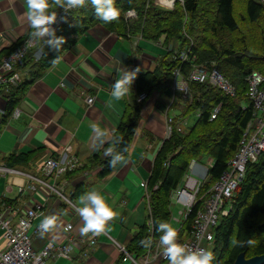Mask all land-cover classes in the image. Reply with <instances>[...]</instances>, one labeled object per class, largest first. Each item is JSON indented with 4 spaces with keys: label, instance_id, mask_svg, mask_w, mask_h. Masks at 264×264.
I'll list each match as a JSON object with an SVG mask.
<instances>
[{
    "label": "crops",
    "instance_id": "crops-1",
    "mask_svg": "<svg viewBox=\"0 0 264 264\" xmlns=\"http://www.w3.org/2000/svg\"><path fill=\"white\" fill-rule=\"evenodd\" d=\"M26 11L25 0H0V58L33 31ZM62 30L56 33L57 37L73 38L74 41L70 47H64L51 65L39 72L20 95L14 107L19 109V116L6 115L5 94L8 91L1 92L0 166L18 173L0 171V211L15 220L24 208L41 202L42 215L37 221L41 223L45 216H57V224L49 231V236L64 241L67 236L81 235L80 197L93 190L100 191L117 215L106 224L105 233H89L97 244L86 247V258L76 256L71 264L76 261L122 264L115 243L129 245L139 227L148 221V190L140 183H147L154 157L169 136L167 119L172 118L184 129L190 125L189 117L195 118L197 113L184 115L186 99L174 88L173 81L164 88H155L142 102L127 155L114 171L99 176L101 164L93 165L90 159L95 154H100L102 160L109 155L106 153L111 149L110 142L117 126L127 107L134 102L136 78L153 72L176 43L166 40L165 35L158 39L124 36L100 23L82 33ZM50 49L46 44L41 45L35 55L38 57ZM136 69L138 72L131 92L120 101L113 100L110 95L112 84L121 73ZM22 73L24 77V69ZM87 97H93L92 103L87 102ZM10 155L28 157L24 159L26 161L10 165L6 162ZM71 156L77 158L80 166L53 178L71 202L69 204L50 193L36 179L47 178L42 172L47 158L66 160ZM67 223L74 227L69 235L63 230ZM45 240L46 235L34 234L35 249ZM81 248L84 250L85 244ZM48 264L62 262L49 260Z\"/></svg>",
    "mask_w": 264,
    "mask_h": 264
},
{
    "label": "trees",
    "instance_id": "trees-1",
    "mask_svg": "<svg viewBox=\"0 0 264 264\" xmlns=\"http://www.w3.org/2000/svg\"><path fill=\"white\" fill-rule=\"evenodd\" d=\"M114 6L119 9L120 16L110 23L95 15L90 2L73 9L55 34L62 27L68 33H82L100 23L108 30L124 36L158 39L165 35L166 40L175 41L176 46L168 50L153 72H146L136 78L134 102L127 107L110 142L112 154L104 160L100 154L90 159L93 165L101 164L99 176L114 171L129 151L143 102L137 101L139 94L146 92L148 96L155 88L171 85L175 69L187 77L194 65L208 68L216 66L235 88L234 96H228L209 82L188 83L190 95L185 98L184 115L197 113V116L193 123L181 131L177 129L176 122H172L171 133L159 147L147 181L153 237L159 239L161 233L157 225L169 222L171 192L183 180L190 160H212L200 188L201 196L227 169V162L236 153L244 129L252 118L254 108L247 95L246 77L251 71H258L264 76V0H184L183 4L175 3L172 10L162 9L151 0H114ZM56 9L59 7L55 5L50 8ZM130 9L135 11L136 16L127 18L126 11ZM252 33L257 36L249 42L248 37ZM184 34L187 40L192 39L190 45L182 44ZM199 37H204L200 40L201 45L197 43ZM73 41V38L64 40L58 50L51 48L38 57L35 51L45 44L44 41H39L29 50L22 68V82L5 94L6 115L13 113L20 95L38 73L49 67L63 48L70 47ZM185 47L189 50L188 56L194 57V62H182L174 56L175 50L181 51ZM218 106L216 117L212 119V112ZM116 153L122 159L110 167L109 161ZM27 157L10 155L6 162L12 165L26 161L24 159ZM196 210L197 206L186 220L185 230L191 229L190 219ZM214 234V264H232L241 252L245 253L246 258L264 253V150L255 162L248 163L232 209L221 218L219 225L214 228ZM150 237L146 222L126 246L127 251L142 255L149 246Z\"/></svg>",
    "mask_w": 264,
    "mask_h": 264
},
{
    "label": "built area",
    "instance_id": "built-area-1",
    "mask_svg": "<svg viewBox=\"0 0 264 264\" xmlns=\"http://www.w3.org/2000/svg\"><path fill=\"white\" fill-rule=\"evenodd\" d=\"M151 1L156 6L166 10H172L175 3L183 4L184 2V0ZM72 10L65 11L61 8L57 11L50 10L57 13V19L52 25L55 32L66 22ZM135 16L136 13L133 9L126 11L127 18ZM30 41L31 37L29 35L8 54L0 58V95L2 91H9L22 82V68L27 54L38 43ZM174 52V56L182 60V62L188 60L194 62V57L190 58L188 56V48L181 51L175 50ZM173 75L174 88L180 91L184 98L190 95L188 84L190 81L209 82L228 96H234L235 94V88L232 83L218 71L216 66L208 68L205 65H194L187 77L183 76L178 69L173 71ZM246 81L247 95L253 104L254 112L244 129L236 153L227 162V169L200 196V188L207 177L208 168L212 164V160L201 162L191 159L183 180L171 192L170 201L173 200V202L182 206L179 212L180 218L177 219L180 223L179 227L176 228L178 230L177 243L187 245L189 250L204 249L213 252L214 228L219 225L221 218L228 215L231 211L235 194L244 178L248 163L255 162L261 151L264 150V76L258 71H251L246 77ZM146 98L147 93L142 92L137 97V101L141 102ZM92 101L93 97H87L88 103H92ZM218 109L219 106L213 110L212 119L216 117ZM19 113L18 108L14 109L12 116L17 117ZM172 122V118L167 119L168 135L171 133ZM177 129L182 130L180 124ZM79 166L80 163L74 156L66 160L49 157L42 166V172L47 178L36 180L50 193L65 199L71 204L62 193V189L56 186L53 178H58L60 175L74 171ZM0 171L18 173V171L8 169L5 166H0ZM140 185L147 188V183L145 182H141ZM225 193L228 194L225 195ZM147 198L149 203V192H147ZM195 206H197V210L190 219L191 229L185 230V222ZM42 208L43 204L41 202L34 203L33 206L24 208L20 216L15 220L12 216L0 211V264H48L49 260L72 261L76 256L86 258L88 256L86 247L97 244V240L91 238L89 234L87 236H67L64 241H56L49 236L50 232H47L44 234L46 235L44 243L38 249H35L33 238L34 234H40V222L37 219L42 215ZM170 221L171 217L169 223ZM147 223L151 237L149 246L142 255H134L127 251L126 246L118 242L115 243L118 247L122 264H168L166 257L163 255V246L160 245L159 239L153 237L151 210ZM73 229L74 227L70 223L63 227V230L68 235ZM183 237H188L190 240L185 241ZM83 244H85L84 250L81 248Z\"/></svg>",
    "mask_w": 264,
    "mask_h": 264
},
{
    "label": "clouds",
    "instance_id": "clouds-1",
    "mask_svg": "<svg viewBox=\"0 0 264 264\" xmlns=\"http://www.w3.org/2000/svg\"><path fill=\"white\" fill-rule=\"evenodd\" d=\"M90 2L95 9V15L106 23L115 21L120 16V11L114 6V0H25L27 5L26 16L29 21L32 43L44 41L53 49H59L64 43L63 37H57L52 27L57 19V13L50 11L53 5L65 11L78 9ZM27 47V45H26ZM136 70H127L119 75V78L112 84L111 97L120 101L131 92V86L137 76ZM102 135V133H101ZM119 141L117 140L116 143ZM106 154H112V149ZM119 153L112 155L109 166L114 167L121 161ZM228 193H225L227 195ZM78 212L83 220L80 228L81 236H87L90 232L94 235L106 230V224L112 220L117 213L105 201L100 191H90L79 199ZM58 217L55 215L45 216L39 224L40 235L51 231L57 224ZM157 230L161 233L159 243L163 246V255L168 264H214L215 256L211 250H189L184 244L177 243L178 230L169 222H160Z\"/></svg>",
    "mask_w": 264,
    "mask_h": 264
},
{
    "label": "rangeland",
    "instance_id": "rangeland-1",
    "mask_svg": "<svg viewBox=\"0 0 264 264\" xmlns=\"http://www.w3.org/2000/svg\"><path fill=\"white\" fill-rule=\"evenodd\" d=\"M62 29H64V27H62ZM62 31H64V30H62ZM257 36V34L256 33H252L249 37H248V41L250 42V41H254V38ZM204 38V37H203ZM203 38H198L197 39V43H199V45H201V42H200V40L201 39H203ZM257 41H258V39H257ZM181 42H182V44H188V45H190L191 43H192V39L191 40H187L186 39V37H185V34H184V37L181 39ZM186 48V47H185ZM189 121H190V124L194 121V117L193 116H191V117H189ZM169 206H170V211H171V224H172V226L173 227H175V228H178L179 227V225H180V223L177 221V219L178 218H180V214H179V212H180V210L182 209V206L181 205H179L178 203H175V202H173V200L172 201H170V198H169ZM183 240H185V241H189L190 239L188 238V237H183ZM231 255V252L229 251L228 252V256H230ZM59 261H61L62 262V264H64V263H66V264H71L72 262L71 261H65V260H59ZM84 263V261H76L75 263H73V264H83Z\"/></svg>",
    "mask_w": 264,
    "mask_h": 264
},
{
    "label": "water",
    "instance_id": "water-1",
    "mask_svg": "<svg viewBox=\"0 0 264 264\" xmlns=\"http://www.w3.org/2000/svg\"><path fill=\"white\" fill-rule=\"evenodd\" d=\"M232 264H264V253L246 258L245 253L241 252Z\"/></svg>",
    "mask_w": 264,
    "mask_h": 264
}]
</instances>
